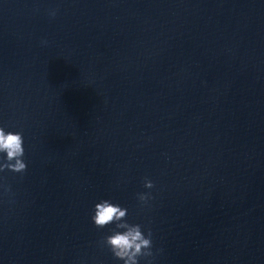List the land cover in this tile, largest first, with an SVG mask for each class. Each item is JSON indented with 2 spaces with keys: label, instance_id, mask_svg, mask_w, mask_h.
I'll return each instance as SVG.
<instances>
[{
  "label": "water",
  "instance_id": "water-1",
  "mask_svg": "<svg viewBox=\"0 0 264 264\" xmlns=\"http://www.w3.org/2000/svg\"><path fill=\"white\" fill-rule=\"evenodd\" d=\"M0 127V264H122L101 200L151 264H264V0H0Z\"/></svg>",
  "mask_w": 264,
  "mask_h": 264
},
{
  "label": "clouds",
  "instance_id": "clouds-1",
  "mask_svg": "<svg viewBox=\"0 0 264 264\" xmlns=\"http://www.w3.org/2000/svg\"><path fill=\"white\" fill-rule=\"evenodd\" d=\"M55 11L51 16H55ZM23 132L6 131L0 127V172L24 174L27 164L24 161ZM145 189H152L153 182L145 179ZM141 206H146L152 199L150 192L137 193L136 196ZM91 222L96 229H104L114 225L111 234L103 237L99 242L101 248H106L112 257L122 264H140L141 260L151 264L154 258L151 231L145 232L140 224L128 222V210L110 200H101L93 208Z\"/></svg>",
  "mask_w": 264,
  "mask_h": 264
}]
</instances>
